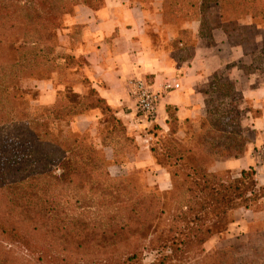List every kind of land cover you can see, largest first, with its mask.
Returning <instances> with one entry per match:
<instances>
[{
	"label": "trees",
	"instance_id": "trees-1",
	"mask_svg": "<svg viewBox=\"0 0 264 264\" xmlns=\"http://www.w3.org/2000/svg\"><path fill=\"white\" fill-rule=\"evenodd\" d=\"M96 1L0 0V264H143L145 254L152 255L149 264H264V227H250L239 245L211 253L204 249L213 236L227 231L233 211L261 209L264 185L252 167L238 177L213 170L215 153L239 158L246 152L241 119L227 136L235 135L233 143L217 142L222 126L216 117L210 123L202 119L187 145L175 137L178 119L168 108L169 130L154 125L148 133L149 151L168 173L170 187L161 193L138 192L111 176L109 166L121 151L137 149L135 139L80 76L85 59L59 53L64 16ZM241 10L264 19L261 0H167L163 15L187 44L191 33L185 26L193 21L205 38L223 22L231 32H240L235 25ZM250 28L244 37L235 35L247 53L253 42ZM78 33L74 27L70 36ZM26 78L66 87L43 117L28 116L27 98L18 87ZM77 86L85 89L83 94L75 92ZM216 91L222 97L237 95L233 82L220 73L211 77L208 95ZM221 105L228 104L219 100L211 114L221 117L235 110L238 118L239 110ZM93 110L102 116L97 135L69 128ZM106 149L112 150V162Z\"/></svg>",
	"mask_w": 264,
	"mask_h": 264
},
{
	"label": "crops",
	"instance_id": "crops-1",
	"mask_svg": "<svg viewBox=\"0 0 264 264\" xmlns=\"http://www.w3.org/2000/svg\"><path fill=\"white\" fill-rule=\"evenodd\" d=\"M261 2L264 5V0ZM166 3L167 0H98L91 5H77L64 16L62 30L65 50L83 57L87 63L78 69L80 76L90 81L140 148L134 154L131 168L155 167L159 175L156 186L161 191L170 187L169 175L156 164L149 151L148 130L157 125L167 132V110L172 108L180 125L177 138L187 142L189 135L184 124L189 122L199 129L207 112V90L215 73L233 82L240 97L239 109L244 111L241 126L248 142L243 156L217 159L213 170H242L255 166L258 151L264 148V72L245 71V67L253 65L254 57L264 50V19L253 10H241L242 19L235 25L240 32H231L223 22L211 29L210 38L202 37L199 22L193 21L185 26L191 33V40L186 44L180 40L174 26L164 19ZM74 27L79 30L77 38L70 36ZM246 27L253 29L249 53L247 45L235 38L237 34L244 37V31L248 34ZM140 78L147 79L159 92L164 91L166 84H179L161 97L151 122L137 115L135 101L130 95L128 83ZM32 82L33 90L39 93L37 104L50 106L57 96L66 92L64 85L42 80ZM74 90L83 94L85 89L77 86ZM251 109L260 111L259 116L254 117ZM101 118L99 111L93 110L77 117L69 128L84 132L94 125V135H97L96 127L103 125ZM105 152L112 162V150ZM114 167L112 162L110 174ZM125 168L129 167L119 166V171Z\"/></svg>",
	"mask_w": 264,
	"mask_h": 264
},
{
	"label": "rangeland",
	"instance_id": "rangeland-1",
	"mask_svg": "<svg viewBox=\"0 0 264 264\" xmlns=\"http://www.w3.org/2000/svg\"><path fill=\"white\" fill-rule=\"evenodd\" d=\"M60 41H61V49L59 50V53H62L65 50V37L63 35V32H60L59 35ZM255 59V58H254ZM60 61V62H59ZM264 50L260 51L259 54L256 56L255 61L253 62V65L249 68V71H263L264 72ZM58 63H63L62 60L58 59ZM61 65V64H60ZM224 76L223 74H221ZM37 80L34 78H26L19 81V88L23 92V97L28 101V108L27 113L29 118H40L43 117L45 108L49 105H43V104H37L35 100L39 98V93L32 88V81ZM209 91V89L207 90ZM224 93H229L228 90H224ZM231 93V92H230ZM209 94V93H208ZM224 99L225 103L228 105L222 106L225 107V110H228L231 106L232 109H237L240 112L237 114L238 118H236L235 110L232 111V113H226L223 114V116L218 117L215 114H211V105L212 107H215L219 100ZM207 100H209L208 104V110L205 117L202 119H207V122H211L217 118L221 120V126L222 131L218 132L216 140L218 143H233V138L228 140L227 136L229 135V132L236 127V124L238 122V119H242L244 115V111H241L239 109L240 104V97L239 95H231V96H219L217 94V91L213 93L212 95H209ZM224 110V111H225ZM259 114V113H258ZM201 119V121H202ZM200 121V125H201ZM200 125L199 129L193 126L192 123H185L184 127L188 132L189 139L185 144L189 145L191 143L193 134L200 131ZM180 125L179 123L176 124V134L175 137L177 138V133L179 131ZM89 133L93 136L94 135V125H92L89 129ZM245 133V132H244ZM249 135V134H248ZM90 137V136H89ZM244 137L248 140V138L244 135ZM178 139V138H177ZM90 142H96L94 139L89 138ZM138 147L136 150L132 147L127 148L126 150L128 153H124L121 151V153L117 154V158L115 161L116 167L111 169V176H113L114 179H122L125 180L126 184L130 185L132 188H134L138 192H149V191H155L157 193H161L162 191L159 190V188L156 186V180L158 178V173L155 172V167H146L141 169L131 168L133 165V159L134 154L139 150ZM130 152V153H129ZM258 159L255 162V166H251L255 170V178L259 181L260 184L264 185V148H260L258 151ZM214 159H224L220 158L219 154H214ZM157 165L161 166L160 164L156 163ZM119 166H127L129 168H126L119 171ZM162 167V166H161ZM250 168V167H249ZM246 168V169H249ZM230 172L232 177H238L241 170H230L226 169ZM260 211H253L251 209H245V208H239L232 213V223L229 225L227 231L220 235L213 236L207 243L204 245V249L206 253H211V251L215 249L220 248H226L231 245H239L246 241V238L249 234V228L253 227V229L263 228L264 227V198L260 201ZM252 229V230H253ZM152 260V255L145 254V258L143 261V264H149ZM189 264H195L194 261L190 262Z\"/></svg>",
	"mask_w": 264,
	"mask_h": 264
},
{
	"label": "built area",
	"instance_id": "built-area-1",
	"mask_svg": "<svg viewBox=\"0 0 264 264\" xmlns=\"http://www.w3.org/2000/svg\"><path fill=\"white\" fill-rule=\"evenodd\" d=\"M128 86L130 95L135 101L137 115L151 122L155 118L156 108L161 97L168 91L178 88L179 84H166L164 91L159 92L154 90L153 85L147 79L140 78L131 80Z\"/></svg>",
	"mask_w": 264,
	"mask_h": 264
}]
</instances>
